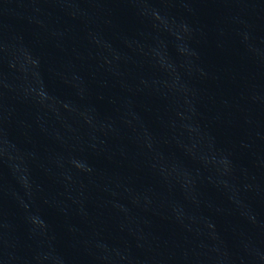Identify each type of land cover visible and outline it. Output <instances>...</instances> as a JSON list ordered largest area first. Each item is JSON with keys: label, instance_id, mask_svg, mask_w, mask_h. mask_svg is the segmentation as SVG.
<instances>
[{"label": "water", "instance_id": "obj_1", "mask_svg": "<svg viewBox=\"0 0 264 264\" xmlns=\"http://www.w3.org/2000/svg\"><path fill=\"white\" fill-rule=\"evenodd\" d=\"M0 264H264V0H0Z\"/></svg>", "mask_w": 264, "mask_h": 264}]
</instances>
